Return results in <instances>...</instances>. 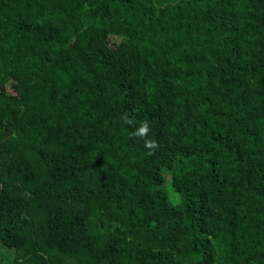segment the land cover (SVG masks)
<instances>
[{"label": "trees", "instance_id": "trees-1", "mask_svg": "<svg viewBox=\"0 0 264 264\" xmlns=\"http://www.w3.org/2000/svg\"><path fill=\"white\" fill-rule=\"evenodd\" d=\"M0 253L264 264V0H0Z\"/></svg>", "mask_w": 264, "mask_h": 264}, {"label": "clouds", "instance_id": "clouds-1", "mask_svg": "<svg viewBox=\"0 0 264 264\" xmlns=\"http://www.w3.org/2000/svg\"><path fill=\"white\" fill-rule=\"evenodd\" d=\"M126 122L128 123H132L133 121L131 120H127L126 118ZM150 131L149 129V125L148 123L145 121V122H141V126L137 132V135L140 136L141 138L143 137H146L148 132ZM146 147H149V148H154L155 147V143L154 142H150V141H146Z\"/></svg>", "mask_w": 264, "mask_h": 264}, {"label": "rangeland", "instance_id": "rangeland-1", "mask_svg": "<svg viewBox=\"0 0 264 264\" xmlns=\"http://www.w3.org/2000/svg\"><path fill=\"white\" fill-rule=\"evenodd\" d=\"M6 255H4L3 257L0 256V264H10V261L13 259V254H11V255L6 254Z\"/></svg>", "mask_w": 264, "mask_h": 264}]
</instances>
